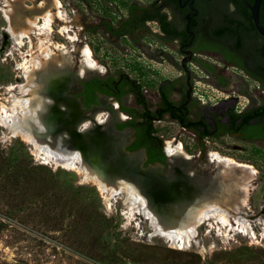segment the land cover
Instances as JSON below:
<instances>
[{
    "label": "flooded vegetation",
    "instance_id": "af4514ba",
    "mask_svg": "<svg viewBox=\"0 0 264 264\" xmlns=\"http://www.w3.org/2000/svg\"><path fill=\"white\" fill-rule=\"evenodd\" d=\"M77 2L83 24L81 47L90 49L101 70L86 72L94 69L86 66L80 47L77 55L81 61L74 71L67 68L65 60H60L46 71L36 72L35 90L41 95H35L33 101L44 99L38 117L44 122L47 135L53 141L61 136L66 146L80 151L91 173L98 177L105 175L100 165L111 159L124 164L129 173L113 176L125 179L138 190L147 189L151 193L190 187L194 190L198 180L195 178L188 184L187 178L189 174L195 177L197 174H192L194 169L182 162L183 153L178 155L182 160L173 157L175 152L168 154L164 133L155 125L166 118L181 130L197 135L198 140L216 142L221 136L235 135L244 141L264 142V137L250 139L244 132L227 130L230 110L243 113L264 107V37L255 28L247 7L250 18L226 0ZM259 21L264 28L260 9ZM87 35L100 37L95 48L87 41ZM104 47L111 51L125 47L124 55L128 58L125 67L111 71L101 59L110 53ZM96 51L102 53L99 61L94 55ZM164 65L173 69L175 76L165 77L161 72ZM198 67L207 74L205 79H214L224 91H230L242 80L237 89L247 104L241 108L225 106L213 113L201 111L195 92ZM219 71L226 74L220 77ZM149 93L156 94L155 103L146 98ZM229 98L232 97L227 95L225 101ZM258 117L250 125L262 134L264 116ZM199 121L216 129L213 138L199 134L201 130L195 128ZM199 143L203 155L204 147ZM192 158L186 155V160ZM176 159L180 161L176 163Z\"/></svg>",
    "mask_w": 264,
    "mask_h": 264
},
{
    "label": "rangeland",
    "instance_id": "374dc122",
    "mask_svg": "<svg viewBox=\"0 0 264 264\" xmlns=\"http://www.w3.org/2000/svg\"><path fill=\"white\" fill-rule=\"evenodd\" d=\"M55 1L19 0L12 4V13L10 14L11 26L14 25L16 28V24H21L27 28L26 20H34L46 10L52 12L54 19L50 39L55 43L64 45L65 49L58 50L55 48L56 50L49 59H44L42 56L44 52L43 42L45 43L48 37L41 34L35 38L31 33H28L22 39L23 45H16L7 31L8 23L0 10V113L2 107H13L10 111V120H14V125L19 128L18 130L27 133L24 124L28 122L31 124L33 116L35 123H39V129L43 130L42 127H45L38 118L42 106L41 102L44 99L36 100L37 103L33 101L35 95L39 97L41 95V92L35 90V85H37L35 84L36 72H44L48 66L55 65L54 62L60 60H65L68 65L67 68L74 71L76 63L81 61L77 51L82 45L80 38L83 39L81 36L83 24L77 6L78 0H59L62 4L60 10L63 20L55 17L56 8L55 13L52 11V5ZM2 5V0H0V8ZM35 11L38 13L33 14ZM64 26L70 30L68 35L76 37L78 41L71 42L67 38V34L61 33L60 29ZM152 27L155 26L152 25ZM28 36L33 41L32 49L28 44L30 40ZM86 38L94 48L97 41L100 40L98 35L93 37L87 35ZM103 49L110 51L107 58L102 57L101 59L105 62L104 64L110 67L111 71L125 67L128 59L124 55L125 47L121 48L120 51H111L109 47ZM101 54L98 51L94 54L98 61ZM35 60L37 65L34 64L33 66L32 62ZM21 65H29L26 74L17 69ZM164 66L161 67V72L164 73L165 77L175 76L173 69H170L168 65ZM80 70L82 71V68ZM99 70L101 69L95 68L93 71L87 70L86 72L88 74L90 72L97 73ZM196 72L198 78L196 79L195 92L197 99H199L201 111L207 110L209 113H213L217 109L220 111L225 106L238 105V108H241L247 104L246 98H243L237 89L239 84H242V80H239L237 84L235 83L230 91H224L217 87L214 79H205L207 74L204 71L201 73L200 67ZM218 73L220 77L226 74L224 71ZM10 86L13 88L8 92L7 89ZM227 95L232 98L225 101ZM171 97L174 98L173 95ZM146 98L150 103L157 101V96L154 93L146 94ZM24 118H28L26 122ZM155 125L159 126V130L164 133V146L166 148L173 146L172 144L182 146L181 152H175L173 157L179 158V153H183L185 160L179 159L182 162H187L194 169L192 174H197V177L189 174L187 178L188 184L195 178L196 181H199L193 186L195 191L192 198L199 197L196 189L199 190L197 186L200 182L209 181L208 183H210L215 178L217 170L215 167L218 165L215 162H210L209 155L211 152L232 159L238 164L239 159H244L246 163L243 165L245 166L237 168L238 171L230 174L231 176L227 178L226 187L228 190L226 192L216 190L211 197L207 196V199H210L209 202L214 201L209 205L220 206L218 210L220 209L222 215L225 216L226 214V218L228 216L229 223H232V217L245 216L244 218L250 223L254 235L239 232L240 230L238 231L236 225L235 230L229 231L222 224L208 226L207 223H204L196 228L194 242L186 249L179 250L166 239L154 236L153 224L150 220H146L141 214L132 215L122 198L107 200L96 185L90 181L82 180L75 171L45 164L42 159L34 154L31 145H28L20 137H9L8 131L0 123V158L6 157L8 149L16 145L17 142L22 143L27 153L23 159L25 164L32 167H44L40 171L45 174L49 171L52 175L51 178L49 177L50 184L46 185L45 188H49L50 185L54 187L47 194H39L35 192V189L32 193L28 188L15 187L16 190L12 196L6 199L0 197V264H264V153L261 157V155H253L250 152L253 148L264 150V142L244 141L235 135L221 136L216 142L198 140L197 135L181 130L168 118ZM28 134L38 145L43 146L49 152L60 154L62 151L60 147L50 146L46 141L39 139L40 136L38 138L35 136V139L33 133ZM199 141L204 147L203 155H200L199 152ZM239 147L244 150H238ZM186 155L188 157L194 156V158L186 160ZM82 159L84 161L83 156ZM174 161L177 163L180 160ZM253 162L259 165L261 171L250 164ZM84 165L88 169L90 168L88 163L85 162ZM108 183H111L115 189L122 186L136 187L130 182L123 183L121 180L108 181ZM81 187L92 188L95 192L94 197L92 196L88 201L89 210H85L87 206H84L83 203H77L75 200L77 195L81 197L80 195L85 194L84 190H79ZM242 191L245 194L244 205H242ZM161 193L158 192L156 197L152 199L154 202L157 201L156 204H161L163 199L159 197ZM136 194L143 197L138 191ZM31 195H45V199L50 204L41 205L40 201L37 200L33 201L32 204L30 201L26 202V199L32 198ZM138 199L139 206L144 205ZM187 199L185 208L191 202L189 198ZM24 200L25 202H23ZM206 204L197 206L198 208L190 204V209L188 212L184 211V215L187 219H193V217L198 216V212L207 209L203 208L207 206ZM13 207H16V210L13 209L16 213L12 210ZM156 208L153 206L151 210H156ZM155 210V215L159 217ZM87 212H89L88 216L92 223L90 230H87L86 225L79 223L85 221L83 219L85 215L87 216ZM73 227L77 229V234L79 232L80 237L72 232ZM239 254H243L242 258H238L237 255Z\"/></svg>",
    "mask_w": 264,
    "mask_h": 264
},
{
    "label": "bare ground",
    "instance_id": "6f19581e",
    "mask_svg": "<svg viewBox=\"0 0 264 264\" xmlns=\"http://www.w3.org/2000/svg\"><path fill=\"white\" fill-rule=\"evenodd\" d=\"M16 1L19 0H2V7L0 8V10L3 13L4 19L7 21L8 23V28L7 31L8 33L11 35L12 40H14V43L18 46H22L23 45V41L22 39L26 37V35H28V33H31L35 38L38 35L44 34L48 37V39L45 41V43L43 42V58L44 59H49L51 54L54 52V50H56L58 48V50H63L65 49V46L62 44H58L55 43L53 41H51L50 39V34L53 31L52 28V24H53V14L50 10H46L40 17L37 16L35 17L34 20H26V24H27V28H24L23 25L21 24H16V28L15 26H11L12 25V20L10 18V14L12 13V4ZM55 8H56V18L63 20V16H62V12H61V6H60V2L55 1ZM12 16V15H11ZM42 21V23L40 24V22ZM15 23V22H14ZM24 23V24H25ZM38 32H37V31ZM61 33L67 34L70 32L68 27H62L60 29ZM28 38H30V40L28 41L31 49L33 47V41L32 38L28 36ZM71 42H75L77 41L76 37L70 36L68 35L67 37ZM40 44V43H39ZM41 48V47H40ZM56 48V49H55ZM82 55L84 58V62L86 64V66L90 69H95L98 68L97 63L93 60L92 58V53L90 51L89 48H87L86 46L83 47L82 49ZM28 63V62H27ZM33 66L34 64L37 65V61L35 60V62H32ZM17 69L21 70L23 74H26V72L29 70V65H21L20 67H18ZM13 86L9 87L7 89L8 92H10L12 90ZM15 103V102H14ZM16 105V104H15ZM24 105V104H23ZM27 105V104H26ZM14 106V104H13ZM13 107H2V111L0 113V123L1 126H3L7 131H8V135L9 137L13 138V137H20L24 142H26L28 145L32 146V149L34 151V154L36 156H38L40 159L43 160V162L45 164H50V165H55L57 167H62L64 169L67 170H71V171H75L84 181H90V183L92 182L94 185H96L97 189L99 191H101L107 200L109 199H113V198H122L124 201V204L126 205L127 209L129 210V212L134 215V214H141L143 215V217L146 220H150L152 227H153V235L154 236H159L162 237L164 239H166L168 242H171L177 249H186L187 247H189L191 245L192 242H194V239L196 237V228H198L200 225L207 223L208 226H213V225H219L222 224L225 227H227L229 229V231H233L235 230V225L237 226L236 228L238 229L239 232L245 233V234H251L254 235V233L252 232L250 223L246 220V218L244 217H232L233 219L231 220L232 223H229L230 221L226 218V214L225 216L222 215L220 213V209L218 210L219 207L214 206V205H209V203H214V201L209 202V200H207L205 203H207L206 207L203 208H207L206 210H202L200 212H198V216L193 217V219H188L186 221V215L185 217L183 216L181 219V222L179 225H175V223H167L164 225L161 223V220L159 219L158 216L155 215L154 210L152 211L150 206H149V198L154 199V194H151L150 190L144 189V191H142V195L143 197H140L136 194V188H133L132 186H122L119 189H115L111 186V183H108V181L106 182L107 178L115 180L114 178V174H124L125 176L128 173V171L126 170L127 167L124 166V164H119L118 162H116V160H111V159H107L108 161L103 160L102 164L100 165L101 168L105 171V175H101V177H98L97 175L91 173V171H89V169L87 168L85 164V162L83 161V159H81L80 153L79 151H72V149H69L68 146L65 145V141L62 140L61 136L56 137V139L53 140L49 137L47 138L48 140H45L47 142H49L50 144L57 147H60L62 149V151L60 152V154H55L53 152H49L47 149H45L43 146L38 145L37 142L32 138V136H30V134L28 133H32V129L33 127L31 126V124L25 123V129L27 132H23L18 130L19 128H16V126L14 125V120H10V111H12ZM9 115V116H8ZM39 118V117H38ZM26 119L28 118H24V121L26 122ZM35 120V119H34ZM32 118L33 123H35V121ZM39 120V119H38ZM35 125L38 128L39 123H35ZM24 129V127H23ZM39 129V128H38ZM41 130V129H40ZM64 142V143H63ZM181 146L180 145H176L175 147L172 146L171 147H167V152L169 155H172L174 152L176 151H180L181 152ZM71 150V151H70ZM210 156V162H223L226 163L228 165H235V167L237 168H241L244 167L245 165L243 164H238L237 162L235 163L232 159L226 158V157H222L220 156L218 153L216 152H211ZM111 165V167H110ZM248 170V169H247ZM236 171V170H235ZM88 173H90L91 175H89ZM244 173V172H243ZM112 174V177H111ZM123 183H125L124 181H121ZM145 185H147L145 183ZM148 185H153V183H148ZM211 186H214V184H211ZM189 190V189H188ZM141 192V191H140ZM185 193H186V189L184 188L183 191L181 190V192L177 191V193H171L169 195V192H162L159 197H162V201H161V207L164 206L162 205V203H169L172 205H180L182 204V201L185 202ZM117 196V197H116ZM140 199L144 205L139 206V203L137 202V199ZM223 198V197H222ZM221 198V199H222ZM138 199V200H139ZM139 200V201H140ZM219 201V199H218ZM244 201H245V196L242 199V205H244ZM157 203V201H155ZM231 202H233L231 200ZM185 205V204H184ZM209 205V206H208ZM172 209V208H171ZM178 214L179 217H181L180 215H183L184 212L181 211V213L178 211L176 212V210H173L172 213ZM224 211V210H223ZM171 213V214H172ZM183 213V214H182ZM170 214V215H171ZM243 214V213H242ZM240 215V214H239ZM260 222V221H257Z\"/></svg>",
    "mask_w": 264,
    "mask_h": 264
},
{
    "label": "trees",
    "instance_id": "16d2710c",
    "mask_svg": "<svg viewBox=\"0 0 264 264\" xmlns=\"http://www.w3.org/2000/svg\"><path fill=\"white\" fill-rule=\"evenodd\" d=\"M228 3L232 4V6L239 12L245 13L247 18H250L249 12L246 11V6L241 0H226ZM248 3L252 4L253 0H245ZM260 16H261V21L264 24V0H262L261 6H260ZM222 32V31H221ZM164 99L166 100L165 103H167V96H164ZM258 116H264V107L260 108L258 111L257 110H249L245 111L243 113H237L234 110H230L228 112V127L227 130L229 132H244L246 138H256V137H264V133L260 134L257 133V128L253 127L250 125V121L253 119L259 118ZM203 121H199L198 125L195 127L196 130H201L200 135L206 138H213L214 134L216 132V129L212 128L210 125H202ZM187 151H189L186 148ZM253 155H261L263 156L264 150L259 149V148H253L252 151H250ZM26 151L23 147V144L20 142H17L16 145L12 146L10 149H8V152L6 154V157L0 158V197L2 199H6L10 196L13 195V192L16 190L15 187L19 188H28L31 190L32 193L35 192L39 194H47L48 192L52 191L54 188L53 186L50 185L49 188H45L46 185L50 184V179L51 178V173L48 171V173H42L40 169H44L42 166H37V167H32L30 165H26L24 162V156H25ZM239 162L246 163L244 159H239ZM252 164L256 169L260 170L259 165L253 163ZM37 173H35V172ZM64 175H67L64 173ZM72 176V175H71ZM66 184V183H65ZM39 190V191H38ZM72 190V189H70ZM79 190H84L85 194L78 195L75 197V200H77V203H83L84 206H87L85 210H89V199L94 195L95 192L92 188H86V187H81ZM67 191H69L67 189ZM66 191V192H67ZM75 192V191H74ZM70 192V193H74ZM92 194V195H91ZM94 194V195H93ZM31 199H26L30 201V204H32L33 201H40L41 205L46 204L49 205L48 201L45 199V195L41 196H34L31 195ZM0 198V199H1ZM25 202V200L23 201ZM29 205V204H28ZM27 206V204H26ZM15 209L16 207H13L12 210ZM14 211V210H13ZM16 213V211H14ZM86 212V211H85ZM87 216H84L85 221L79 222L80 224L86 225L87 230L91 229V221L89 218V212L86 213ZM79 221V220H78ZM72 232L80 237L81 235L77 234V229L73 227ZM82 234V233H81ZM243 254L237 255L238 258H242ZM238 261V259H236Z\"/></svg>",
    "mask_w": 264,
    "mask_h": 264
},
{
    "label": "water",
    "instance_id": "95a60500",
    "mask_svg": "<svg viewBox=\"0 0 264 264\" xmlns=\"http://www.w3.org/2000/svg\"><path fill=\"white\" fill-rule=\"evenodd\" d=\"M244 4H245V6L249 9V11H250V15H251V19H252V21H253V24H254V26H255V28L257 29V31L259 32V34L261 35V36H263L264 37V28L261 26V24H260V21H259V9H260V6H261V3H262V0H253V3L252 4H250V3H248V2H246L245 0H241ZM40 121H42V120H40ZM42 123H44V122H42ZM31 126L33 127V129L31 130L32 131V133H33V135H34V137L36 136L37 138L40 136L41 138H39V139H42V140H47L46 138H48L49 136L47 135L48 133H46V127H42V129L43 130H40V129H38L37 128V126L35 125V124H31ZM51 136V135H50ZM36 137H35V139H36ZM47 142V141H46ZM54 142V141H53ZM64 143V142H63ZM47 144H49L50 146H52V144H50L49 142H47ZM68 148L69 149H72V148H70L69 146H68ZM71 151V150H70ZM72 151H77V150H72ZM121 151V149H119V152ZM122 151L124 152V150L122 149ZM80 153V152H79ZM80 156H81V159H82V155H81V153H80ZM209 158H210V156H209ZM213 162V161H212ZM215 162V161H214ZM238 163V162H237ZM240 164H245V163H241V162H239ZM215 164L216 165H218V167H215L217 170H216V173H215V178L214 179H212L213 180V182H214V186H211V182L210 183H208L209 181H207L206 183L204 182V183H202V182H200L199 183V186H197V187H199V190H197L196 189V192L198 193V195H199V197L198 198H192L193 197V194H194V191L195 190H193V188H189V190H186V193H185V202H186V200H188L187 198H192V199H190L191 200V202H190V204L194 207H197V206H201V205H203L208 199H207V196H210L211 197V195L214 193V192H216V190L218 191H221V192H226L227 190H228V187H226V183H227V178L229 177V176H231L230 174H232V173H235V170L236 171H238V169H237V167H235V165H233V164H231V165H228V164H226V163H223V162H215ZM248 165V164H247ZM117 176V175H116ZM116 176L114 177L115 178V180H113V181H117V180H121V181H124V182H128V181H126L125 179H119V177L117 176V178H116ZM166 182H167V180H166ZM199 182V181H198ZM191 183V182H190ZM189 183V184H190ZM208 183V184H207ZM160 184H162V183H154L153 185H160ZM167 184V183H166ZM242 184H243V180H242ZM133 185V184H132ZM134 186V185H133ZM135 187V186H134ZM136 188V187H135ZM195 189V188H194ZM136 191H138L140 194H143L142 193V191L141 190H138L137 188H136ZM141 191V192H140ZM177 191H179V192H181V190H177ZM177 191H173V192H171V193H177ZM183 191V190H182ZM160 193V192H159ZM164 193V192H163ZM171 193H169V194H171ZM151 194H157V191H153ZM242 195H243V197H244V191H242V193H241ZM201 196V197H200ZM149 198V201H148V203H149V206H150V208L151 209H153V206H155V207H157L156 208V213H157V215H159V219L161 220V223L162 224H166V222L167 223H175V225H179L180 224V222H181V219H182V217L184 216L185 217V215L183 214V215H180L181 217H179V215L178 214H175V211H174V213H172L173 212V210H176V212H180L181 213V211H185V212H188V210L190 209V204H189V206L187 207V208H185L184 207V204H186V203H184V201H182V204H178V205H172V204H169V203H167V204H163L164 206H160V203L159 204H156L155 202H154V200H151V198L150 197H148ZM210 200V199H209ZM201 203V204H200ZM200 204V205H199ZM184 207V208H183ZM172 208V209H171ZM198 208V207H197ZM187 210V211H186ZM196 210V209H195ZM194 210V211H195ZM172 211V212H171ZM172 213V214H171ZM171 214V215H170ZM186 214V213H185ZM189 219V218H188ZM187 219V217H186V221L188 220ZM191 219V218H190ZM164 224V225H165ZM167 225V224H166Z\"/></svg>",
    "mask_w": 264,
    "mask_h": 264
}]
</instances>
